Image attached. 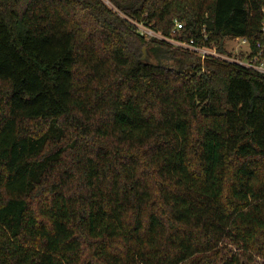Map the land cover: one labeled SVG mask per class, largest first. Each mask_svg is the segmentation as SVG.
I'll return each instance as SVG.
<instances>
[{"label": "trees", "instance_id": "trees-1", "mask_svg": "<svg viewBox=\"0 0 264 264\" xmlns=\"http://www.w3.org/2000/svg\"><path fill=\"white\" fill-rule=\"evenodd\" d=\"M107 1L0 0V264H255L264 74L136 23L264 57V0Z\"/></svg>", "mask_w": 264, "mask_h": 264}, {"label": "built area", "instance_id": "built-area-1", "mask_svg": "<svg viewBox=\"0 0 264 264\" xmlns=\"http://www.w3.org/2000/svg\"><path fill=\"white\" fill-rule=\"evenodd\" d=\"M105 1H107V0H105ZM136 24L138 27V31L142 35L146 36L148 39L157 38L160 40H165V41L171 43L172 45H174L176 47H180L182 49H186V50H189V51L197 54L201 60H205L207 57L222 58V59L237 62V63L244 65V66H247V67L254 68L257 71L264 74V57H261L260 53L256 54V55H252L251 58L253 56H255V57L249 61H245V60L239 58L237 56V54L235 55V57H233V59H230L228 57H225V55L221 54V52H219L215 46H210V45L206 44V39L208 36H205V38L203 39V42L201 44H199L196 42V40L194 38L187 40V39H181L180 37H177L175 35L168 36V35L163 34L162 32L156 31L152 27L146 26L142 23H136ZM183 26H184V24L182 22L176 21L175 29L173 32L174 33L179 32L183 28ZM237 39L240 41L241 45H243V46L249 45L250 46L249 41L246 37H242V38L240 37Z\"/></svg>", "mask_w": 264, "mask_h": 264}, {"label": "rangeland", "instance_id": "rangeland-1", "mask_svg": "<svg viewBox=\"0 0 264 264\" xmlns=\"http://www.w3.org/2000/svg\"><path fill=\"white\" fill-rule=\"evenodd\" d=\"M106 3H108V2H106ZM108 4L113 6L110 3H108ZM237 38H240V37H235L234 39H231V40H229L226 43V49L231 54H229L228 52L221 53V54L225 55V57H228L230 59H233V57H235L236 54H237V56L239 58H241V59H243L245 61H249V60L253 59L255 56H253L252 58H251V56L252 55H256V54H254V51L251 48V46H249V45H246V46L241 45L240 41ZM151 59H153V58L150 55V60ZM231 248H232L231 251L229 252L227 257H225V260L231 259L233 257V255H235L236 258L241 260V261H247L248 260L247 256H244L243 254L240 253V250L238 249V247L233 246ZM250 262L255 263V264H264V258H262V257L260 258V257H257V256L254 255L252 257V259L250 260Z\"/></svg>", "mask_w": 264, "mask_h": 264}, {"label": "water", "instance_id": "water-1", "mask_svg": "<svg viewBox=\"0 0 264 264\" xmlns=\"http://www.w3.org/2000/svg\"><path fill=\"white\" fill-rule=\"evenodd\" d=\"M142 59L145 60V61H150V54L148 52L147 47H144L143 48V56H142Z\"/></svg>", "mask_w": 264, "mask_h": 264}, {"label": "bare ground", "instance_id": "bare-ground-1", "mask_svg": "<svg viewBox=\"0 0 264 264\" xmlns=\"http://www.w3.org/2000/svg\"><path fill=\"white\" fill-rule=\"evenodd\" d=\"M108 2V1H107ZM109 3V2H108Z\"/></svg>", "mask_w": 264, "mask_h": 264}]
</instances>
